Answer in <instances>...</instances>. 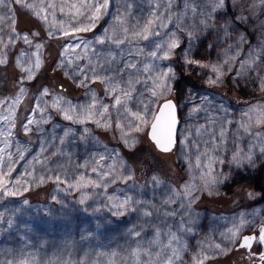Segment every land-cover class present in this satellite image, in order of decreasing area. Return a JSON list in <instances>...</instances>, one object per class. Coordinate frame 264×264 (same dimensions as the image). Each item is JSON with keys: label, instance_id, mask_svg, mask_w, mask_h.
<instances>
[{"label": "rangeland", "instance_id": "rangeland-1", "mask_svg": "<svg viewBox=\"0 0 264 264\" xmlns=\"http://www.w3.org/2000/svg\"><path fill=\"white\" fill-rule=\"evenodd\" d=\"M24 2L32 4L46 20L15 2L0 7L4 17L0 21V59L5 61L0 64V178L9 189L19 191L15 196H0V264H165L173 248L180 257L175 264H198L197 258L203 264H264L255 256L262 252L259 236L264 225V123H256V113L264 111V10L257 7L253 15L248 11L253 0H236L227 15L216 14L213 23L217 27L198 33L199 40L189 44L188 32L202 27L191 7L199 5L198 13L207 11L206 0H189L188 9L184 0H173L170 8L168 0H130V23L147 18L159 3L161 20L157 23L163 26L156 28L158 36L117 48L108 40L104 44L96 40L114 25L117 9L125 7L122 0H111L108 14L92 30L67 36L58 21L63 20L67 28L76 11L70 5L85 0ZM48 4L54 7H46ZM169 15L171 21L166 19ZM240 15L247 16V22L241 23ZM180 17L183 30L174 27ZM229 22L225 36L219 26ZM173 31L180 47L168 59L152 60L148 53L157 43L169 40ZM25 36L31 43L25 42ZM85 42L90 45L87 52ZM77 43L81 47H70ZM109 52L117 56L120 65L133 61L138 68L145 63L164 71L172 68L175 79L169 92L152 96L151 80L145 85L148 74L144 73L128 104L137 111L155 100V104L149 103V110L156 114L163 101L178 103L181 124L172 152L161 153L150 141L153 117L142 125V131L125 128L127 138L135 139L129 147L115 123L107 130L92 121L73 123L52 107L57 97L73 107L88 106L94 92L109 106L115 122L117 112L105 85L89 80L85 81L87 87L81 86L78 81L83 74H74L79 67L91 77L92 65L109 57ZM185 54L199 63L187 64ZM214 64L222 65L224 72L222 82L216 85L208 83L209 77L215 76L210 68L200 66ZM29 70L32 79L27 78ZM179 80L182 84L176 96L174 87ZM42 89L49 94L42 95ZM195 108L199 111H193ZM128 119L140 124L132 116ZM29 120L30 131L25 132ZM68 129L72 132L65 138ZM249 152L252 163L245 158ZM102 174L107 176L102 179ZM121 174H131L132 179H121ZM154 175L160 183H153ZM213 178L218 182L205 188ZM185 185L196 197L190 206ZM129 197L141 202L135 205L136 210L113 215L116 209L112 204ZM168 200L171 202L165 203ZM144 209L152 215L144 216ZM169 212L172 215H166ZM172 234L177 239L170 248ZM245 236L256 238L252 247H241ZM217 244L227 253L221 254Z\"/></svg>", "mask_w": 264, "mask_h": 264}, {"label": "snow or ice", "instance_id": "snow-or-ice-1", "mask_svg": "<svg viewBox=\"0 0 264 264\" xmlns=\"http://www.w3.org/2000/svg\"><path fill=\"white\" fill-rule=\"evenodd\" d=\"M15 2L17 4H21L22 7L26 9H32L37 16V18L46 20V17H41L40 12L35 11V7L30 4L24 2V0H0V7H6L9 3ZM111 0H91V2H85L80 3L79 5L73 3L70 5L72 9H75V13L70 17L68 21V27H64V21L60 20L58 21V25L60 29L63 31V34L65 36L69 34H74L78 32H85L90 31L93 28L96 27V22L103 16L108 14V9L110 5ZM122 2L125 4V7L123 10L117 9V12L114 16V25L110 26V29H105L104 33L105 35L103 37H100L96 40V43L98 44H104L106 40L110 41L112 44L116 45L117 48H119L121 45H124L126 43H131L133 40H148L150 36H158L160 35L159 31H156L157 27H162V23H157L161 20V15H158V10L160 8V4H155L156 10H150L147 18H137L135 23H130L129 17L132 15L131 8L133 4L130 2V0H122ZM151 3V0H149ZM194 3V0H192ZM173 3V0H168V7L170 8ZM236 3V0H206L207 5V11L201 10L199 13L197 12V8L199 5L192 6L191 7V13L192 15L199 16V24L202 26L199 29H193V31L188 32V42L191 44V42L195 39L199 38L198 33L203 32L206 29H210L212 27H217L218 25H215L213 21L217 19V13H223L224 15H227V9L231 4ZM184 6L185 9L189 8V0H184ZM46 7L52 8L54 5L48 4ZM259 7L260 9L264 10V0H253V4L251 5V8L248 9L250 13L255 15L253 12V9ZM44 6L42 5L41 10H43ZM61 11H63V5L61 6ZM82 16L83 20H78L77 17ZM166 19L171 21V16L169 15ZM237 19L241 23H245L248 20L247 16L240 15L237 17ZM4 17L0 16V21H3ZM86 21V23H85ZM231 23H226L222 26H219L222 28L225 36L229 34V29L231 27ZM175 28H178L180 30H183V17H180L177 19L175 25ZM109 31L111 32V35H109ZM121 33V35H118L117 33ZM50 35H54L53 33H50ZM241 40L244 39V37L241 35ZM24 40L26 43H31L29 38L27 36L24 37ZM37 49L41 47L40 45L36 46ZM70 47L73 48H79L81 47V44L77 43L75 45H72ZM90 45L88 43H83V48L87 52ZM180 47V40L177 37V34L175 31H173L170 34V39L167 40L163 45L160 43H157L155 46V50H152L148 53V55L152 58V60H159L161 58L168 59L173 54V50ZM231 47V45L229 46ZM67 51V49H65ZM95 51V50H93ZM138 53H142L143 49H137ZM182 51H184L182 49ZM5 61L3 59H0V64H3ZM185 62L189 65L191 64H198L199 62L192 60L190 57L185 54ZM254 62V61H253ZM72 61L69 60L68 64H71ZM91 64V60L89 61ZM225 63H228V61H225ZM247 63V62H245ZM37 68H39L40 64L39 61L36 62L35 65ZM61 67H63V62H61ZM201 67H209L210 70L215 74L214 77H209L208 83L209 84H219L222 82V78L224 75L223 67L222 65H200ZM99 69V71H98ZM90 71L92 73V76L89 77L86 73H83V69L77 68L76 72L74 74H83V78L78 81V83L81 86L87 87L88 85L85 83V81H91V82H99L103 85H105V93L107 95H110L113 104L111 105L112 108L116 109L117 112V119L114 122L112 120L111 112L109 109V106L106 104H103L101 101H99L95 95L94 92H91V89L89 91L91 92V98L92 103L88 106H82V107H73L69 101L64 100L62 97H57V99L54 101L52 107L56 109L58 112L62 113L64 118L66 120H70L73 123H85L92 121L94 122L97 127H102L107 129H111L113 126V123H115L116 129L120 130L122 133V139H124L125 145L132 147V145L135 143V139L132 138L129 140L127 138L126 133L124 132L125 128H127L128 131L135 130L137 132L142 131V125L148 124V118L153 117V122L151 123V132L150 136L151 139L155 142L157 148H159L161 151L168 152L171 151L172 145L175 143V128H176V105L173 104L171 101H166L161 109L159 115H156L152 113L149 110V103L155 104V100H150L148 103H145L142 110L132 111L131 108L128 107L129 101L133 99V93L137 91L136 85L141 83V75L144 73H147V78L143 80V83L145 85H148V80H151V85H148V87L151 90L152 96L157 95H163L171 90V81L175 79V73L173 72L171 67H168L167 71L160 70L157 65H153L152 63H145L142 68L137 67V63L133 61H126L123 65L119 64V61L117 60V56L112 55L111 52H109V57L104 58L102 62H97L96 64H93L90 68ZM237 76L240 75V73H236ZM28 79H32V73L31 70H29ZM262 87H264V81H262ZM21 95L24 94V89H20ZM47 89H42V95H48ZM142 95V93H141ZM19 102V98H17V103ZM143 103V102H141ZM99 105V107H97ZM37 107H39V104H37ZM168 110V118L165 121L163 125H161V117L164 115V110ZM193 111H199V108H195ZM127 113L128 115H125ZM128 116H132L136 121H140V124L133 123L132 120L128 119ZM99 117V118H97ZM249 119H252V116L249 115ZM32 121L29 120L27 124L24 125L25 132L30 131L28 124H31ZM256 123L262 124L264 123V111L256 113ZM248 129L245 127V131ZM87 131V130H85ZM72 130L68 129L64 133V137H68L71 134ZM61 144H63L64 138H61L59 141ZM43 150V149H42ZM2 151V150H0ZM261 152H264V148L261 149ZM22 158V157H21ZM249 163H252V154L249 152L247 156L245 157ZM103 159V157H101ZM238 157H234V160H237ZM93 172L96 171L95 168L92 169ZM107 174H102V179L106 177ZM121 179H132L131 174H129L127 177H124L123 174H121ZM43 179V178H41ZM83 179V177L81 178ZM56 180L59 181L60 177L57 176ZM115 177H113V180L110 182H114ZM153 183H160V180L157 176L152 177ZM218 182L213 178L211 181L207 182L205 184V188H208L210 183ZM19 183V181H17ZM95 187H100V184L95 182H90ZM70 187H73V185H69ZM80 187H86L88 185L80 184ZM25 191L27 189H24ZM193 190L192 188L185 185V197L188 200L189 206L192 204V202L196 199V197L192 194ZM19 191H13L9 189L7 184H4L3 179L0 178V196H15L18 195ZM178 195V194H174ZM111 199V198H109ZM85 198L81 199V203H84ZM171 200L165 201V203H170ZM24 203H27L25 201ZM141 203L140 201L133 202L132 199L126 198L122 202H115L112 204V207L116 209V211H113V215L119 216L124 215L125 211H132L136 210L135 205ZM183 206V205H182ZM123 209V211H121ZM144 216H151L152 212L150 210L144 209L142 210ZM166 215H172L171 212L166 213ZM9 226L11 225V222L9 221ZM188 231H191L189 228ZM232 231V230H230ZM136 236H139L140 233L136 232ZM232 235L235 236L236 232H232ZM157 236H159V233H157ZM177 239L175 234L171 235V240L169 241V247L171 248L172 241H175ZM256 239L255 237H245L244 243L241 245V247H249L250 241ZM259 242L264 243V228L260 230V236H259ZM217 249L221 250V254H226L227 249H221V245H216ZM146 254V253H145ZM116 254L113 253V256ZM133 255L137 258L139 257L138 252H133ZM180 259L178 251L176 249H172L171 255H169L166 258L165 264H175V261ZM198 259V264H203V261ZM260 259L264 261V256H261ZM5 264H12V261H7ZM20 264H28L27 261H21ZM83 264V262H81Z\"/></svg>", "mask_w": 264, "mask_h": 264}, {"label": "water", "instance_id": "water-1", "mask_svg": "<svg viewBox=\"0 0 264 264\" xmlns=\"http://www.w3.org/2000/svg\"><path fill=\"white\" fill-rule=\"evenodd\" d=\"M166 101H171L173 104L176 105L175 116H176L177 123H176L175 136H174V138H175V143L172 145L171 151L164 152V151H161L159 148H157L155 142L151 139V136H150L151 125H150V129H149V139H150V141L156 146V148H157L161 153H170V152H172V151L176 148L178 131H179V127H180V124H181L180 117H179L178 103H177L174 99H168V100L163 101V102L159 105L158 110H157V112H156V115H159V113H160V109H161L162 105H163ZM167 118H168V110L165 109V110H164V115L161 117V125H163V124L165 123V121L167 120ZM152 122H153V121H152ZM261 228H264V225H262ZM245 237H248V236H245ZM245 237H244V238H245ZM243 240H244V239H243ZM254 241H255V239H253V240L250 241V246H249V247H252V245L254 244ZM243 243H244V241H243ZM243 243H242V244H243Z\"/></svg>", "mask_w": 264, "mask_h": 264}, {"label": "trees", "instance_id": "trees-1", "mask_svg": "<svg viewBox=\"0 0 264 264\" xmlns=\"http://www.w3.org/2000/svg\"><path fill=\"white\" fill-rule=\"evenodd\" d=\"M185 80V79H184ZM181 84H182V80H179V81H177V83H176V85H175V89H174V92H175V95L177 96V93L179 92V88L181 87ZM256 178H258V176L256 177ZM227 263V262H226ZM229 264H232V262L231 263H229Z\"/></svg>", "mask_w": 264, "mask_h": 264}, {"label": "flooded vegetation", "instance_id": "flooded-vegetation-1", "mask_svg": "<svg viewBox=\"0 0 264 264\" xmlns=\"http://www.w3.org/2000/svg\"><path fill=\"white\" fill-rule=\"evenodd\" d=\"M250 248V247H249ZM255 256H258L259 258L261 257V256H264V243L262 244V252H261V254H259V255H255Z\"/></svg>", "mask_w": 264, "mask_h": 264}, {"label": "bare ground", "instance_id": "bare-ground-1", "mask_svg": "<svg viewBox=\"0 0 264 264\" xmlns=\"http://www.w3.org/2000/svg\"><path fill=\"white\" fill-rule=\"evenodd\" d=\"M199 40V38H198ZM90 43V42H89ZM31 48V47H30ZM33 48V47H32ZM72 51V50H71ZM28 52V51H27ZM84 53V52H83ZM90 54V53H89ZM99 55V54H98ZM25 61V60H24ZM22 63V62H21ZM28 66V65H27ZM33 68V67H32ZM30 69V68H29ZM243 75V74H242ZM198 130V129H197ZM199 131V130H198ZM198 133V132H197ZM160 186V185H159Z\"/></svg>", "mask_w": 264, "mask_h": 264}]
</instances>
